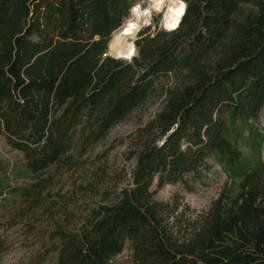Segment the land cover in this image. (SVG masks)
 Returning a JSON list of instances; mask_svg holds the SVG:
<instances>
[{"label": "trees", "instance_id": "16d2710c", "mask_svg": "<svg viewBox=\"0 0 264 264\" xmlns=\"http://www.w3.org/2000/svg\"><path fill=\"white\" fill-rule=\"evenodd\" d=\"M182 1L179 27H145L127 62L107 50L137 0H0V137L26 173L102 139L159 77L190 74L138 129L130 183L73 227H56L55 264H264V0ZM214 165L226 183L178 224L180 203L157 200L151 187L192 191ZM33 185L11 183L0 164V227L3 207L29 201Z\"/></svg>", "mask_w": 264, "mask_h": 264}, {"label": "rangeland", "instance_id": "374dc122", "mask_svg": "<svg viewBox=\"0 0 264 264\" xmlns=\"http://www.w3.org/2000/svg\"><path fill=\"white\" fill-rule=\"evenodd\" d=\"M135 5L141 11L150 7V13L138 18L131 10L122 25L112 33V37L129 19H138L140 24L133 39L134 45L139 33L147 26L150 32L167 31L161 25L166 8L155 10L151 0H137ZM242 11L243 14L251 12V6H243ZM107 53H110L109 44ZM218 54L219 50H216L209 55L208 60H215ZM189 81L188 69H177L159 77L148 99L112 126L102 139L88 147L75 146L68 157L38 174L26 173L22 154L1 136L0 164L9 171L11 183L20 186L34 184V194L29 201L21 196L13 208L7 206L2 209L4 218L0 227V264H55L57 252L54 249L56 238L53 234L56 227H73L87 214L89 208L103 200L109 190L116 192L130 183V171L135 159L128 157L137 148L138 129L152 121L164 107L170 90ZM260 124L264 126V119ZM226 181L224 171L214 165L202 182L194 183L192 191L179 183L161 188L154 184L151 188L157 200L176 199L180 203L178 212L183 215L175 220L179 224L206 211ZM9 201H13V196ZM170 220L173 222V219ZM117 260H128L127 250L117 256Z\"/></svg>", "mask_w": 264, "mask_h": 264}, {"label": "bare ground", "instance_id": "6f19581e", "mask_svg": "<svg viewBox=\"0 0 264 264\" xmlns=\"http://www.w3.org/2000/svg\"><path fill=\"white\" fill-rule=\"evenodd\" d=\"M152 1V7L156 9L155 7V0H151ZM184 4L185 2L182 1ZM171 6V0H164L163 4L161 5L160 10H164V8H166L163 12V16H162V20H161V25L163 26V28L165 30H176L179 27L180 21L182 16L179 19V24L174 28V29H168L165 27L166 24V17L170 20L172 18L173 13L169 12V8ZM176 7H178V4L175 5ZM186 6V4H185ZM134 8L131 9L132 12L131 13H136L138 18H140V16L142 15H148L150 13V7H147L145 9H143L141 11V9L136 5L133 6ZM185 10V8H184ZM184 13V11H183ZM140 28V24L138 22V19H129L122 28H120L117 32H115L113 34V37L109 43V52L114 56V57H118V58H124V59H129V55H130V59H132V57L135 55V45L133 43V39L136 37L137 32Z\"/></svg>", "mask_w": 264, "mask_h": 264}, {"label": "clouds", "instance_id": "9594fccd", "mask_svg": "<svg viewBox=\"0 0 264 264\" xmlns=\"http://www.w3.org/2000/svg\"><path fill=\"white\" fill-rule=\"evenodd\" d=\"M164 0H155V7L157 10L160 9L161 5L163 4ZM178 4V7L175 5ZM185 8V4L182 2V0H171V6L169 8V12L173 13L172 18L169 20L166 17V24L165 27L168 29H174L179 24V19L183 15V11ZM147 23V21H145ZM129 55V59H130Z\"/></svg>", "mask_w": 264, "mask_h": 264}, {"label": "water", "instance_id": "95a60500", "mask_svg": "<svg viewBox=\"0 0 264 264\" xmlns=\"http://www.w3.org/2000/svg\"><path fill=\"white\" fill-rule=\"evenodd\" d=\"M135 53H136V50H135ZM108 55L112 56V54H111V53H109ZM134 56H135V55H134ZM134 56H133V57H134ZM112 57H114V56H112ZM133 57H132V58H133ZM114 58H117V59H123V60H127V59H124V58H118V57H114ZM128 61H131V59H128Z\"/></svg>", "mask_w": 264, "mask_h": 264}, {"label": "built area", "instance_id": "2783aa9c", "mask_svg": "<svg viewBox=\"0 0 264 264\" xmlns=\"http://www.w3.org/2000/svg\"><path fill=\"white\" fill-rule=\"evenodd\" d=\"M167 31H170V30H167Z\"/></svg>", "mask_w": 264, "mask_h": 264}]
</instances>
